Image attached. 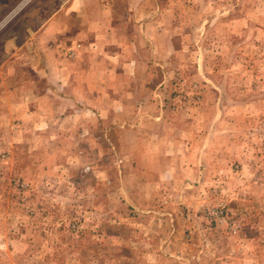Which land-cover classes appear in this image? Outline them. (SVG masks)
Listing matches in <instances>:
<instances>
[{
    "label": "rangeland",
    "instance_id": "374dc122",
    "mask_svg": "<svg viewBox=\"0 0 264 264\" xmlns=\"http://www.w3.org/2000/svg\"><path fill=\"white\" fill-rule=\"evenodd\" d=\"M63 1L0 0L17 66L0 73V264H264V0H84L63 19L78 34L37 37ZM86 23L111 48L88 51Z\"/></svg>",
    "mask_w": 264,
    "mask_h": 264
},
{
    "label": "crops",
    "instance_id": "0c3cea01",
    "mask_svg": "<svg viewBox=\"0 0 264 264\" xmlns=\"http://www.w3.org/2000/svg\"><path fill=\"white\" fill-rule=\"evenodd\" d=\"M88 7V6H85L84 5V0H65L61 3H59L54 11V13H52L48 18L44 19V21H42V25L39 27V29L35 32V35L37 37H61L62 34H66L67 32L69 33H75V34H78L77 31V27L75 26L73 29V27L70 28V30H65L64 29V18H67L66 21L68 20L69 22L72 21V19L74 20H77V18H74V16H78L79 13H82V12H85L86 14V11H85V8ZM64 14H66V16H64ZM84 14V15H85ZM82 15V14H80ZM108 17V16H107ZM104 18L102 21L103 22H106L108 21L109 23V19ZM112 20H110L111 22ZM86 22H89L88 19H86ZM92 24L96 23L95 20H93L91 22ZM120 22L117 21V18L115 19L114 21V24L112 25L115 26V29H116V26L119 27L120 25ZM54 26V29H53V34L50 33L51 30L50 29V26ZM120 28V27H119ZM79 29H81V32L84 33L83 36L87 37V50L88 51H91V48L92 47H95L97 48L98 46H101L102 48H106L107 46L105 45L106 42L104 44H101L100 41H98L100 39L101 36L103 35H99V33L101 32V30L99 28H96V25L92 26V25H87V23L85 25H83L82 27H79ZM78 29V30H79ZM98 29V30H97ZM119 32H120V29H119ZM40 34V36H39ZM120 34V33H119ZM42 37V38H44ZM8 47L9 46H4V49H3V53L4 51H7L8 50ZM107 48H111V46H108ZM19 49H16L15 52L13 53V55H16L19 53ZM14 61L13 62H2L0 63V73L4 70L6 71H9L11 70V68H14L16 69L17 66H14ZM16 67V68H15ZM111 68L110 67H104L103 68V72L101 74H105L106 71H109L111 72L112 70L109 69ZM52 73L55 75V84H58V82H60V85L62 87H67V88H71L72 86H75V83L73 81H70L71 78H57L56 77V74L60 75V74H66V72H68V68H65V67H58L57 64H53L51 65V69ZM75 70L73 69L72 72H74ZM60 72V74L58 73ZM75 72H80L81 73V76L80 78H82V81L84 83H81L83 85H86L87 87L89 86V74H90V71L88 70L87 67H85L84 65H78L77 68H76V71ZM114 72L116 73L117 70L114 69ZM51 73V74H52ZM71 77V74L69 75ZM75 76V75H74ZM101 78V77H100ZM27 79V82H29L28 78ZM9 80V79H8ZM10 81V80H9ZM65 81H66V85H65ZM25 83V78L23 77V84ZM76 84L78 85L77 81H76ZM65 85V86H64Z\"/></svg>",
    "mask_w": 264,
    "mask_h": 264
},
{
    "label": "built area",
    "instance_id": "2783aa9c",
    "mask_svg": "<svg viewBox=\"0 0 264 264\" xmlns=\"http://www.w3.org/2000/svg\"><path fill=\"white\" fill-rule=\"evenodd\" d=\"M75 50L74 49H71L70 52H69V55L72 56L74 54Z\"/></svg>",
    "mask_w": 264,
    "mask_h": 264
},
{
    "label": "bare ground",
    "instance_id": "6f19581e",
    "mask_svg": "<svg viewBox=\"0 0 264 264\" xmlns=\"http://www.w3.org/2000/svg\"><path fill=\"white\" fill-rule=\"evenodd\" d=\"M18 8H19V7H18ZM18 8H17V9H18Z\"/></svg>",
    "mask_w": 264,
    "mask_h": 264
}]
</instances>
